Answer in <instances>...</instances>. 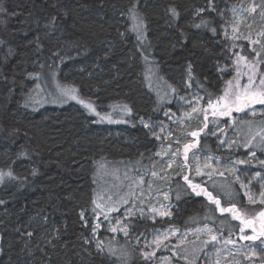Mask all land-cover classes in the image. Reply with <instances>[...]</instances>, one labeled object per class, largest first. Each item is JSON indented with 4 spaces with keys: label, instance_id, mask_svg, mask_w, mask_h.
Instances as JSON below:
<instances>
[{
    "label": "trees",
    "instance_id": "obj_1",
    "mask_svg": "<svg viewBox=\"0 0 264 264\" xmlns=\"http://www.w3.org/2000/svg\"><path fill=\"white\" fill-rule=\"evenodd\" d=\"M247 2L0 0V8L6 10L0 12V264H124L120 259L109 261L92 241L97 166L102 161L125 160L140 170L155 159L158 142L140 120L161 119L165 104L147 88V80H152L149 73L183 92L191 65V83L204 96L202 111L208 115L214 110L208 107L209 99L213 105L219 101L216 111L223 109L220 98L225 97L240 56L252 61L260 53L259 67L264 71V35H260L264 33V0L252 1L255 10L248 18L252 31L242 36L233 32L238 23L233 22L237 19L233 10ZM173 8L177 15L172 14ZM134 14L143 25V43L131 29ZM45 67L59 70L62 83L78 88L82 97L100 109L127 106V121L100 125L73 103L37 111L29 108L27 90L34 74ZM222 120L235 142L228 141V147L222 148L217 137L205 132L196 150L228 165L246 161L251 170L264 171L260 163L264 161V133L259 130L264 127V110L233 113ZM113 128L121 135L116 136ZM191 129L199 131L202 125ZM252 149L259 159L248 158ZM187 172L178 166L170 171L177 205L171 217H132L125 237L101 233L106 242L131 250L133 258L128 264H153V258L167 251L176 264H203L211 246L202 249L199 238L170 248L163 245L155 256L144 257L136 245L138 238L169 226L210 225L245 245L264 240V235L232 212L220 211L234 205L244 219L259 220L264 205L249 203L242 186L244 171L231 166L193 176L190 170V179L212 192L220 200L219 207L192 191L184 179ZM252 235L258 239H242ZM188 245L192 246L190 253ZM186 255L188 260L183 259ZM253 260L261 262L257 256Z\"/></svg>",
    "mask_w": 264,
    "mask_h": 264
},
{
    "label": "rangeland",
    "instance_id": "obj_2",
    "mask_svg": "<svg viewBox=\"0 0 264 264\" xmlns=\"http://www.w3.org/2000/svg\"><path fill=\"white\" fill-rule=\"evenodd\" d=\"M252 1L248 0L247 6L241 5L235 7L233 10L237 14L236 22H233H238L233 31L234 35L242 36L244 33L252 31L251 22L248 23L250 21L248 18L252 14L250 9H255ZM132 17L131 29L140 35L138 39L143 43L144 29L142 22L135 14ZM133 19H136V21ZM241 23H245L243 29L240 28ZM248 38H251L254 42L258 41L253 36H249ZM259 62L257 55L254 56V60L252 61L246 59L237 61L236 72L229 81L231 83H228V86L225 88V94H229L228 99H233L236 91L243 92L245 85H248L249 92L264 91V86L260 84V80L264 79V71L259 67ZM36 66L39 65L37 64ZM36 70H40L39 67ZM149 75H151L152 80H147V88L154 92L160 103L165 104L161 111V119L140 120L142 125H148L147 128L158 142L155 159L149 164L150 167L147 169L142 167L140 170H138V165L134 162H126L125 160L102 161L98 164L96 171L94 210L92 209L95 211L94 224L96 229L92 241L96 248L102 251L109 261L120 259L124 264L130 263L133 258L131 250L122 244L118 245L112 241L106 242L105 237H102L101 233L107 231L113 237H125L127 236L125 233L127 232L128 234L129 232L128 221L132 217L137 216L146 220L171 217L177 208L176 202L173 199L172 184L168 179L173 167L178 166L182 171L187 170L186 176L191 180L190 170H194L193 176H202L208 172L218 171L223 167L233 166L234 170L244 171L242 184L249 203L264 205V203H261L264 197L260 195L261 192H264V171L251 170L245 164L237 163L238 161H232L234 165H228L213 154H201L196 150L199 138L205 132L217 137L218 143L222 148L228 147V141L233 143L235 140L232 135H229L227 126L222 120L225 116L218 114L213 116V112L208 115L203 114L202 104L204 96L192 85V75L191 77L189 76V71L186 74L183 92L177 91L172 85L170 88L166 83L163 84L160 81H156L153 77V72L149 73ZM249 77L253 81L251 85H249ZM237 84L240 86L239 89L236 87ZM27 93L28 106L35 111L46 107H64L73 103L83 108L91 120L97 124L109 127L126 122V118L129 116L127 114L129 110L125 105H114L108 109L98 108L94 101L82 97L78 88L62 83L59 78V70L57 71L55 68L49 69L45 67L41 71H37L34 74V81H32ZM66 93H70V95ZM72 96H75V99L71 98ZM222 104L224 105V102ZM88 105H91V108ZM231 107L232 111L230 115L233 113L254 114L264 110V105L260 103L251 104L242 111H236L235 105H231ZM193 108L197 109L195 113L192 111ZM219 111L217 110V112ZM186 113L191 115H185ZM198 124L202 125L203 131H197L199 135L193 137L191 136V132H193L191 128ZM113 130L116 136L121 135L119 129L113 128ZM259 130L264 133V127H261ZM185 144H195V147L188 151L187 158H185L184 154ZM252 147H254L253 144L251 145ZM252 153H255V157L252 156ZM249 157L260 158L256 149H252L249 152ZM197 168H199V174H197ZM257 173L260 175L257 176ZM143 176H146V178ZM191 182L192 184H197L194 180H191ZM201 187L204 188L203 186ZM258 210H261V208H258ZM161 211L170 212L171 215L161 216L159 215ZM236 212L241 216L242 220H252L251 228L261 233L264 224H262L260 218L259 220L253 217L244 219L241 212ZM165 235H167L168 239L163 240L162 238ZM212 236L216 237L214 241L211 239ZM157 238L162 239V243L159 246L154 243ZM192 238H199L201 240L200 244L202 246L200 247L202 249L207 244L209 247L211 246L207 249V255L203 264H264V240H256L247 245L240 244L233 238L215 230L210 225L187 229L169 226L149 230L138 238L136 245L142 252H148L151 254L150 257H152L155 256L163 245L166 248H170L169 245L171 244H174V246L176 244L181 245ZM1 241L0 235V249ZM186 248L190 253L192 246L188 245ZM253 253L255 254L253 255ZM253 256L260 258L261 262L255 263ZM184 258L188 260L189 256L186 255ZM153 260V264H176L171 253L168 251L159 258H153Z\"/></svg>",
    "mask_w": 264,
    "mask_h": 264
},
{
    "label": "snow or ice",
    "instance_id": "obj_3",
    "mask_svg": "<svg viewBox=\"0 0 264 264\" xmlns=\"http://www.w3.org/2000/svg\"><path fill=\"white\" fill-rule=\"evenodd\" d=\"M250 10L251 11H254L255 9L253 8V9H250ZM171 11H172V14L173 15H177L176 10L174 8L171 9ZM201 11H203V9H201ZM0 12H6V10L3 9V8H0ZM54 20H55V17H53V21ZM202 23H205V22L202 21ZM197 27H199V25ZM213 31H215V30L213 29ZM260 35H264V33H261ZM256 43H258V41ZM256 55L259 56L260 53H257ZM239 59L240 60H244L245 57L240 56ZM188 71H189V76L191 77V75H192L191 65H189ZM229 83H231V82H229ZM252 83H253L252 78L249 77V85H251ZM260 84L262 86H264V79H261L260 80ZM236 87H237V89H239V87H240L239 84H237ZM66 94H69L70 95V93H66ZM228 96H229V94L226 93L225 94V97H221L220 98V100H223L224 101V105H223V109L220 110L219 112H217L215 110V108L219 104V101H217V105H213L211 99H209V101H208V107L214 109L213 110V116H215L217 114L220 115V116H229L231 114V111H232L231 105H235V110L236 111H242L244 108H247L251 104H255V103H260V104L264 105V91H260V92H249L248 91V85H245V90L243 92L236 91L234 93V98L233 99H228L227 98ZM71 98L75 99V96H72ZM88 107L91 108V105H88ZM192 111H193V113H195L197 111V109L196 108H193ZM185 115H191V114L186 113ZM205 119H207V117H205ZM147 126L148 125H145V127H147ZM205 127H207V125H205ZM162 131H163V129H162ZM199 131L202 132L203 129H200ZM198 135H199V133L197 131L191 132V136H193V137H197ZM213 135H215V133H213ZM262 139H264V138H262ZM245 146H247V145H245ZM193 147H195V144H185L184 145L185 158H187L188 151L191 148H193ZM177 151H179V149H177ZM252 156L255 157V153H252ZM237 163L244 164V163H246V161H238ZM260 163L261 164H264V161H261ZM169 166H171V165H169ZM197 174H199V168H197ZM9 175H11V173H9ZM153 175H155V173H153ZM209 175H210V173H209ZM259 175L260 174L257 173V176H259ZM0 179H2V174H0ZM184 179L188 182V184L192 188V191L195 192L197 196L203 194L210 201H212L214 204H216L219 207L220 200L217 197L213 196V193L212 192L208 191L207 188H202L198 184H192L191 180H189V178L187 176H185ZM237 179H239V177H237ZM197 189H199V191H197ZM260 195H261V197H264V192H261ZM252 202L255 203L254 200H252ZM0 203H3V201H0ZM261 203H264V199L261 200ZM153 211H155V210H153ZM220 211L221 212H232L234 214V216H235L236 219H241V216L240 215H236V210H235V206L234 205L232 207H230V208H220ZM83 215L84 214L82 212L81 213V217L82 218H83ZM159 215H161V216H167V215H171V213L170 212H166V211H161V212H159ZM258 216L260 217L262 224H264V211L259 212L258 213ZM241 222L244 223L246 226H249V227H251L252 226V223H253L252 220H242ZM241 231H243V229H241ZM253 231H255V229H253ZM125 234L127 235V232ZM260 234L261 235H264V227H262ZM27 235L31 236L32 233H28ZM162 239L163 240L168 239L167 235L163 236ZM162 239L161 238H157V240L154 241V243H156V245L159 246L160 243H162ZM211 239L214 241L216 239V237L215 236H212ZM242 239H245V240H253L254 241V240L258 239V236H256V235L243 236ZM254 254L255 253H253V255ZM143 255H144L145 258H150V255L151 254L148 253V252H144Z\"/></svg>",
    "mask_w": 264,
    "mask_h": 264
}]
</instances>
